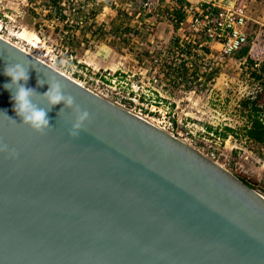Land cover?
Returning <instances> with one entry per match:
<instances>
[{"label":"water","instance_id":"95a60500","mask_svg":"<svg viewBox=\"0 0 264 264\" xmlns=\"http://www.w3.org/2000/svg\"><path fill=\"white\" fill-rule=\"evenodd\" d=\"M7 63L29 69L38 94L59 83L73 98L45 134L13 111ZM0 264H264V196L0 38Z\"/></svg>","mask_w":264,"mask_h":264},{"label":"rangeland","instance_id":"374dc122","mask_svg":"<svg viewBox=\"0 0 264 264\" xmlns=\"http://www.w3.org/2000/svg\"><path fill=\"white\" fill-rule=\"evenodd\" d=\"M107 1L105 7L93 8L97 18L89 20L91 24H83L82 29L76 30L70 28L74 23L68 27L64 21L53 20L47 12L49 0H0L3 28L0 35L31 51L71 79L96 89V92L130 111L146 116L165 132L179 138L264 196V150L244 140L239 132L236 136L227 133L222 137L224 127L239 129L244 124L238 102L253 97L259 91L257 83L249 78L250 70L244 58H237L236 53L221 56L217 45L198 48L196 55L186 63L185 72L181 66L178 67L184 75L183 85L179 86L166 75L162 77V72H153L144 52L153 41H157L158 50L166 51L170 36L178 35L167 21H158L156 25L149 16L156 7L165 12L164 7L172 5L170 0H162L161 4L143 0L147 4L139 10L141 0H135L132 6L125 0H116L112 6L111 1ZM185 1L187 5L183 7L189 6L193 11H200V5L213 3V0ZM235 5L242 6L248 18L245 45L260 59L264 50V0H235ZM67 6L65 4L63 8L66 15ZM132 10H135L134 21H130L129 27L137 31V35H125L128 39L123 40L118 38L119 35L109 33L111 23L117 21V11L131 15ZM108 11L110 13L106 14ZM71 16L68 15V21L74 20ZM89 28L93 33L99 28L92 43L91 39L84 37ZM166 28L169 34L164 36L161 30ZM65 30H70V33L63 35ZM21 31L33 34L44 46L36 50L14 38ZM100 42L113 50V61L101 58L103 53L97 49ZM120 55L124 58L121 59L120 70L116 71ZM169 61L177 65L175 60Z\"/></svg>","mask_w":264,"mask_h":264},{"label":"built area","instance_id":"2783aa9c","mask_svg":"<svg viewBox=\"0 0 264 264\" xmlns=\"http://www.w3.org/2000/svg\"><path fill=\"white\" fill-rule=\"evenodd\" d=\"M110 1H111V5L109 3L110 6L115 5L116 0H110ZM106 3H108L107 0H49V7L47 12L52 16L55 22L64 21L65 24L66 23L68 24V27H70V25L74 23V27H70V28H75L76 30H80L82 29L83 24L90 23L89 20H92L97 16L94 14L93 8L96 6L105 7ZM65 4L68 5L67 15L64 13L63 10ZM129 4L132 6L134 2H130ZM146 4H147L146 1L141 0L139 2L138 10L142 9V7H144ZM200 6H201L199 8L200 11H193L189 6L188 8L185 7L181 8L180 20H177L173 16L172 9L170 11L162 12L161 16L166 18V21L170 25H172V27L175 29L176 32L178 31V35L172 34L173 36H171L169 39L170 44L168 45V47H166L167 48L166 51H163L161 49L158 50L157 45H155L154 48H152L150 51L151 53L150 65L153 68V72L155 71L162 72L161 73L162 77L166 75L179 86L183 85L184 75L179 72L178 67L181 66V64H183L184 65L183 68H186L187 66L186 63L188 62V60H191V58L194 55H196V50L198 48H202L205 45L208 46L217 45L219 47L218 49L219 55L230 56L233 55L235 52H237L239 49H241L243 46H245V44L247 43L246 23L248 18L245 15L242 6H238L234 4L232 7L229 8V7L219 6L214 3H210L207 5L203 4ZM132 11L135 12V10ZM68 15L74 16V20L68 21L67 18H70L68 17ZM154 17H157V15H155ZM2 29L3 28L0 23V31ZM89 30H90L89 33L92 34L93 29L89 28ZM68 33H70V30L63 31V35H67ZM0 38H2V36ZM14 38L18 39V34L17 37L15 36ZM94 38H95L94 36L91 37L92 40ZM11 44L16 46L14 43ZM37 45H39L40 48H38L39 46ZM29 46L31 48H35L36 50L37 49L39 50L44 46V43L40 42V40H38L37 38L36 47L32 45ZM22 50H24V48ZM25 52L38 59V57L33 55L31 51L25 50ZM169 60L171 61L175 60L177 62V65L173 62H170ZM45 64L47 63L45 62ZM163 65L170 66L169 70L168 71L163 70L162 69ZM188 65L189 67H191V64ZM78 83L84 88L88 89L89 91L95 93L96 95L110 101L111 103L141 117L142 119L162 129L152 120L146 118V116H141L138 113L130 111L124 108L123 106H121L120 104H118L117 102L112 101L110 98L106 97L105 95L96 92V89L89 88L88 86H85L81 82ZM95 83H97V81H95ZM161 86H163V84H161Z\"/></svg>","mask_w":264,"mask_h":264},{"label":"trees","instance_id":"16d2710c","mask_svg":"<svg viewBox=\"0 0 264 264\" xmlns=\"http://www.w3.org/2000/svg\"><path fill=\"white\" fill-rule=\"evenodd\" d=\"M170 2L175 5L174 9H172L173 16L177 20H180L181 8L187 5V3L184 0H170ZM133 16L134 13H131V15H126L123 11H117V21L115 23L110 22L111 25L109 27V33L117 34L123 37H125V35L136 36L137 31H135L132 27H129V23L133 19ZM99 28H97V30H99ZM97 30L95 32H97ZM150 51L151 49L144 51L145 56L147 58L149 57L148 62H150ZM235 53L237 58H244V62L250 70L249 78L253 82L257 83L259 91H257L253 97L243 98L238 102L240 108L239 112L244 120V124L239 129L224 127L222 137L224 138L227 133L231 136H236L237 132H239L244 140L255 144L259 150H264V100H262V98L264 97V50L262 53L263 56L260 57V59H257L256 55L251 54V50L249 49L248 45L243 46ZM181 67L182 72H185L186 69L183 68V64H181ZM169 68L170 66L167 65L162 66L163 70L168 71ZM206 128L207 130H211L210 127ZM241 181L246 184V182H244L243 180Z\"/></svg>","mask_w":264,"mask_h":264},{"label":"clouds","instance_id":"9594fccd","mask_svg":"<svg viewBox=\"0 0 264 264\" xmlns=\"http://www.w3.org/2000/svg\"><path fill=\"white\" fill-rule=\"evenodd\" d=\"M4 75L10 78V83H6L4 88L12 93L13 111L21 119V124L28 126L32 131L38 134H45L50 131L52 127L50 126V121L48 118V112L51 111L56 105L63 104L64 107L58 113V116L65 108L72 107L74 100L71 96H66L59 83H48L49 88L47 92L42 95L38 94L34 88L27 87V82L29 80V69H25L20 64H6L4 69ZM46 82H42L41 79L37 80V85L42 87ZM40 97L46 100L47 107H42L36 102V98ZM78 111V108L74 109ZM3 115L16 122L3 112ZM87 116V113H83L78 116L77 122H75L72 128L69 130V135L76 137L79 135V129L81 127L80 121H82Z\"/></svg>","mask_w":264,"mask_h":264},{"label":"crops","instance_id":"0c3cea01","mask_svg":"<svg viewBox=\"0 0 264 264\" xmlns=\"http://www.w3.org/2000/svg\"><path fill=\"white\" fill-rule=\"evenodd\" d=\"M126 1V3L127 4H129L130 2H134L135 3V0H125ZM163 1H166V0H163ZM185 1V0H184ZM159 3V4H161L162 3V0H154V3ZM185 2H187V1H185ZM170 4H172L171 5V7H169V6H165L164 7V9L165 10H167V11H169V10H171V9H173V3L171 2ZM156 9V11L152 14V13H150L149 14V16H151L152 18H153V20H154V23H156V25H157V23H158V21H166V18H164V17H162L161 15H162V11L159 9V7H156L155 8ZM159 9V10H158ZM124 12V11H123ZM110 13V11H108L106 14H109ZM125 13V12H124ZM133 13H135V12H133ZM155 15H157V17H154ZM151 17H150V19H151ZM95 18H97V16L95 17ZM131 21H134V18H133V20H131ZM137 24V23H136ZM131 25V24H130ZM129 25V26H130ZM151 25L153 26V23H151ZM166 25H168V24H166ZM102 26V25H101ZM136 26H138V25H136ZM168 27H169V25H168ZM173 30V32L175 31V29L173 28L172 29ZM89 29H87V32H86V34L84 35V37L85 38H87V40H90L91 39V37L92 36H94V37H96V34H95V31H94V33H92V34H90L89 33ZM162 32H163V34H164V36L165 35H168L169 34V32L167 31V28L166 29H162L161 30ZM119 34V33H118ZM174 34V33H173ZM171 37V36H170ZM118 38H121V39H128L127 37H123V36H118ZM88 42V41H87ZM155 42H157V41H153V44L152 45H148V50H150V49H152L153 48V45L155 46L156 45V43ZM90 43H92V39L90 40ZM99 48V50H100V52H102L103 53V55L100 53V55H102V59L104 60H110V61H113L114 60V57H113V55H111L112 53H114L113 52V50L109 47V46H107V44H105V45H103V44H101V42H100V46H97V49ZM124 58V56L123 55H120V56H118V58H117V67H116V71L117 70H120L119 68V66H121L122 65V63H121V59H123ZM92 62V61H91ZM112 65H114V64H112ZM105 70V69H104Z\"/></svg>","mask_w":264,"mask_h":264},{"label":"bare ground","instance_id":"6f19581e","mask_svg":"<svg viewBox=\"0 0 264 264\" xmlns=\"http://www.w3.org/2000/svg\"><path fill=\"white\" fill-rule=\"evenodd\" d=\"M1 37V36H0ZM18 38L19 39H21L22 41H24V42H26L27 44H29V45H32V46H35L36 47V42H37V38H36V36H34L33 34H31V33H29V32H25V31H21L20 33H19V35H18ZM4 39V38H3ZM6 40V39H5ZM8 41V40H7ZM19 49H21L20 47H19ZM22 50V49H21ZM24 52H25V50H23ZM38 60H40L39 58H38ZM40 61H42V60H40ZM43 62V61H42ZM45 63V62H44ZM48 65V64H47ZM48 66H50V65H48ZM50 67H52V66H50ZM61 73V72H60ZM63 74V73H62ZM63 75H65V74H63ZM66 76V75H65ZM68 77V76H67ZM71 79V78H70ZM73 80V79H72Z\"/></svg>","mask_w":264,"mask_h":264}]
</instances>
